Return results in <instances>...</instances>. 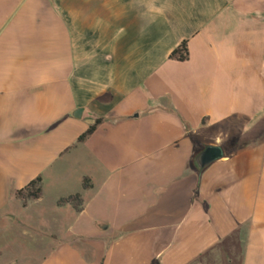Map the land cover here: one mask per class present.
Listing matches in <instances>:
<instances>
[{"label":"crops","instance_id":"1","mask_svg":"<svg viewBox=\"0 0 264 264\" xmlns=\"http://www.w3.org/2000/svg\"><path fill=\"white\" fill-rule=\"evenodd\" d=\"M0 221V264H264V0H0Z\"/></svg>","mask_w":264,"mask_h":264},{"label":"trees","instance_id":"2","mask_svg":"<svg viewBox=\"0 0 264 264\" xmlns=\"http://www.w3.org/2000/svg\"><path fill=\"white\" fill-rule=\"evenodd\" d=\"M186 49H185V43L183 42L179 48L174 50L171 53V56H175L180 60H183L186 58ZM100 122V119H96L93 124L88 126V128L82 132L79 137L78 141L84 140L89 134H91L94 129L96 128L97 124ZM40 182V178L37 177L36 179L32 180L31 182L28 183L27 186L24 187V189L18 191V194L23 195L24 197H31V198H36L39 193H40V187L37 186V184ZM82 186L85 188L88 186V180L84 178L82 180ZM80 201L79 195L74 194V195H69L67 197L59 198L57 200V204H62L66 202H73L75 205Z\"/></svg>","mask_w":264,"mask_h":264},{"label":"rangeland","instance_id":"3","mask_svg":"<svg viewBox=\"0 0 264 264\" xmlns=\"http://www.w3.org/2000/svg\"><path fill=\"white\" fill-rule=\"evenodd\" d=\"M30 231V230H29ZM23 230L19 229L18 227H12L11 229H6L5 223L3 221H0V251L1 248L5 246V243H8V246L11 247V250H14L18 247L17 243L23 242V246L33 247L35 246V243L32 241V239L28 237H24ZM26 239V240H25ZM7 246V245H6ZM3 260H0V263H2Z\"/></svg>","mask_w":264,"mask_h":264},{"label":"water","instance_id":"4","mask_svg":"<svg viewBox=\"0 0 264 264\" xmlns=\"http://www.w3.org/2000/svg\"><path fill=\"white\" fill-rule=\"evenodd\" d=\"M81 110L77 109L74 112V116H79ZM77 114V115H76ZM219 155V149L218 148H207L204 151H202L197 157H196V163L198 166L202 167L205 164H207L213 157Z\"/></svg>","mask_w":264,"mask_h":264}]
</instances>
